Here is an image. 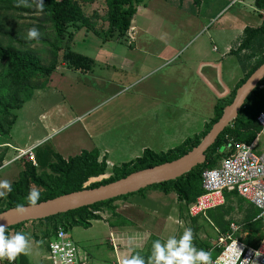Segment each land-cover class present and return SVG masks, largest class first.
I'll list each match as a JSON object with an SVG mask.
<instances>
[{
    "label": "rangeland",
    "instance_id": "obj_1",
    "mask_svg": "<svg viewBox=\"0 0 264 264\" xmlns=\"http://www.w3.org/2000/svg\"><path fill=\"white\" fill-rule=\"evenodd\" d=\"M78 1L94 24V30L82 28L75 32L73 40L66 36L61 44L57 69L50 75L47 85L35 90L32 98L14 111L15 123L9 133L0 135V142H7L4 145L9 147L0 166V180L11 183L18 178L24 168L23 159H30L27 153L17 158L20 149L35 151L37 147H50L68 158L97 148L102 157L107 155L113 160L106 159L110 165H121L139 157L145 148L166 151L185 138L203 135L215 116L212 103L230 99L234 85L245 76L234 53L242 30L264 21V14L259 12L254 0H200L199 3L194 0H145L132 19V26L139 25L133 40L129 33L126 37L115 35L103 41L102 35L108 27L106 0ZM35 11L8 12L6 20L10 31L25 36L30 28L40 24L43 31L39 35L43 32L46 39L53 40L50 22L44 19L42 12ZM190 15L202 17L204 24L194 28V23L188 21ZM234 15H238L235 22ZM67 44L73 51L94 61L90 70L69 67L71 62L64 57ZM213 45L219 52L208 54L209 60L202 59L198 63L199 51L210 50ZM227 46L235 55L226 56L225 73L222 71L214 77L209 69L211 56H218ZM29 49L43 63L48 60L46 43L35 42ZM231 70L238 73L232 80L228 74ZM202 72L211 73L217 80L213 78L215 90L208 88L210 82L205 76L202 80ZM169 91L171 102L176 100V107H155L154 98L148 95L155 93L160 102L165 103L164 97ZM142 94L147 95L142 97ZM110 165L106 177L111 174ZM91 181L96 180L90 178L85 185L93 183ZM113 205L122 211L137 206L134 214L144 221L142 232L157 233L165 227L171 238L179 240L184 229L190 228L196 249L205 250L207 244L209 254L215 252L217 230L203 217L193 222L174 193L165 194L146 187L116 200ZM97 213L105 217L112 215L106 207H101ZM33 221L27 222L25 227L39 224L42 227L34 231L30 244L36 241L37 249L48 256L45 246L52 237L53 227ZM67 232L80 252H86L94 260L105 254L107 260L111 259L112 251L105 240L109 228L104 221H92L89 227L68 226ZM151 245L148 241L145 250ZM109 262L111 264V260Z\"/></svg>",
    "mask_w": 264,
    "mask_h": 264
},
{
    "label": "trees",
    "instance_id": "obj_2",
    "mask_svg": "<svg viewBox=\"0 0 264 264\" xmlns=\"http://www.w3.org/2000/svg\"><path fill=\"white\" fill-rule=\"evenodd\" d=\"M83 1L92 2L94 0ZM144 1L106 0L108 27L102 35L103 41H107L115 35L126 37L133 16ZM194 2L199 3L200 0H194ZM254 3L258 9L264 10V0H254ZM30 5H36L35 0H0V135L9 133L15 123L14 111L30 100L35 90L43 89L49 82L50 75L57 69L59 52L62 49L61 44L66 36L69 40H73L75 32L82 28L94 30V24L84 13L78 0H43V6L40 9H32ZM13 10L20 13L33 12L34 10L42 12L44 19L51 24L53 40L46 39L43 32L33 39H28L27 35L11 32L6 18L8 12ZM70 27H73L74 31H68ZM36 28H38L39 34L41 30L43 31V26L40 24H37ZM6 39L7 41L4 42ZM35 42L46 43L49 46L47 49L49 58L45 63L29 49V46ZM70 47L68 44L64 47V57L71 62L69 67L76 70H90V65L94 61L73 51ZM234 53L238 57L241 68L246 72L245 76L233 89L230 99L216 102L215 116L206 126L203 135L195 134L193 137H188L176 147L166 151L155 152L148 148L144 149L136 159L121 165H113L111 174L107 178L88 185L85 183L90 178L105 174L109 170L106 158L100 155L98 149L83 150L77 155L64 158L50 147L43 149L37 147L33 151L36 164L30 159H23L24 168L19 172L18 178L10 183L11 191L0 196V212L17 205L29 204L27 195L32 188H36L39 192V198L36 201L38 203L83 188H93L113 182L134 171L176 159L191 150L199 144L212 125L220 118L225 106L232 102L237 88L264 62V21L259 26H246L243 29L241 41ZM260 83L261 81L245 101L237 118L224 129L217 141L207 150L204 163L180 177L149 187L159 189L165 194L174 193L187 211L189 204L202 193V172L207 168L217 166L222 159L221 156H228L229 152L226 151L228 146L232 149L237 143L251 144L261 132V125L257 117L261 112H264V89L260 88ZM4 143L7 142H0V148L3 147V150L0 151V166H2L7 148H9ZM130 194L133 193L40 219L38 222L52 226V236L60 227L65 230L68 229V226L89 227L91 220L102 219V215L97 213L101 207H106L112 215L118 217L114 202L127 198ZM223 194L224 203L222 205L207 210L205 216L200 215L190 219L195 222L198 217H203L211 222L217 230V235L230 232L231 223H235L239 229L234 233V236L249 246H258L264 240V218H256L259 210L236 191H224ZM27 222L7 227L4 232L8 236L21 232L29 240L33 234L22 230ZM30 222L34 223L35 221ZM205 246V250L209 253L208 245L205 244ZM220 251L221 248L215 247V252L209 254V259L215 258Z\"/></svg>",
    "mask_w": 264,
    "mask_h": 264
},
{
    "label": "built area",
    "instance_id": "obj_3",
    "mask_svg": "<svg viewBox=\"0 0 264 264\" xmlns=\"http://www.w3.org/2000/svg\"><path fill=\"white\" fill-rule=\"evenodd\" d=\"M129 33L133 40L134 27H130ZM260 88L264 89V78ZM257 120L261 125V132L253 143H237L232 149L228 146L226 151L229 155L221 159L217 166L202 172V193L189 204L190 216H205L207 210L224 203V191H236L259 210L256 218H264V148L258 145V139L264 135V112L258 115ZM18 151L20 154L17 158L27 153L36 164L31 149ZM106 163L110 165L107 160ZM94 178L99 181L107 177L102 174ZM238 229L237 224L231 223L230 232L217 235L216 244L221 251L215 258L209 259L208 264H264V240L256 247L249 246L234 236ZM48 260L50 264H95L86 252H80L67 230L62 227L58 228L49 241ZM111 264L120 263L114 261Z\"/></svg>",
    "mask_w": 264,
    "mask_h": 264
},
{
    "label": "water",
    "instance_id": "obj_4",
    "mask_svg": "<svg viewBox=\"0 0 264 264\" xmlns=\"http://www.w3.org/2000/svg\"><path fill=\"white\" fill-rule=\"evenodd\" d=\"M263 78L264 62L237 88L232 102L225 106L220 118L212 125L199 144L182 156L134 171L107 184L62 194L34 205H22L24 207L23 214H17L16 207L6 209L0 212V223H3L5 229L22 222L44 219L134 193L156 183L180 177L205 162L207 150L217 141L224 129L237 118L245 101Z\"/></svg>",
    "mask_w": 264,
    "mask_h": 264
},
{
    "label": "crops",
    "instance_id": "obj_5",
    "mask_svg": "<svg viewBox=\"0 0 264 264\" xmlns=\"http://www.w3.org/2000/svg\"><path fill=\"white\" fill-rule=\"evenodd\" d=\"M185 1L187 2L189 0H185ZM138 10H139V8H138ZM259 12L262 14L263 10L259 9ZM189 17L191 20H188V21L191 24L194 23V26H195L194 28L200 27L205 22V20L204 21L202 20V17H201V19H198L197 17L191 16V15ZM237 18H238V15L237 16L234 15L233 22H235V20ZM262 22L261 21L255 22L256 24H254L252 27L259 26L260 24H262ZM131 27H134L135 32H136V28L138 29L139 25L136 27V26H132V24H131ZM140 30H142V27L140 28ZM242 32H243V30H242ZM214 47H216V45H213L210 50L199 51L198 63H200L202 59L209 60L207 58L208 54H212V52L218 53L219 49L217 48L216 50H214ZM228 48H229V46L226 47L224 52H221L216 57L214 56L212 58V56H211L212 60H210V61L213 64L210 63L211 66L209 67V69H211L212 72L215 74L214 77H216L217 74L222 73V71H224L226 56L234 54V53H232V49L230 51H228ZM238 67H239V65H238ZM232 69H234V68H232ZM239 70H240V67H239ZM231 71L228 74L230 75V78L232 80V77L238 75V73L234 74L233 70H231ZM223 73H225V71ZM172 76L174 77V82H175L176 74L174 73ZM204 76L210 82V83H207L208 88L210 90H215L216 89L215 88V80L216 79L213 77V75L211 73L202 72V80H205ZM209 76H210V79L208 78ZM236 83H238V81ZM174 85H175V83H174ZM236 86H237V84L234 85V88ZM147 94H142L141 96L143 97L144 95H147ZM148 95L150 97L154 98V100L156 102V103H154L155 107L160 106V105H168V106H172V107L177 106L175 99H173L172 102L170 100V98H171V92L170 91L164 97L165 103H163V102L161 103L160 102L161 99L158 98L155 93H153V94L150 93ZM172 95H173V98L176 97V91H175L174 86H173ZM215 104H216V101L212 103V107H214ZM263 137H264V135H261L260 138L258 139L259 141L257 140L260 148H264V146H263L264 140H261ZM185 139H183V141ZM145 149H147V148H145ZM105 152H107V151H105ZM104 157L106 159H110L109 157H107V155H104ZM110 160L113 161L112 159H110ZM126 162H128V161H126ZM137 211H138L137 206L133 207V208L125 209V211L116 209V212L119 215L118 217L111 215L108 217L102 216V219L91 220V222L92 221H98V220L104 221V223L107 224V226L109 228V234H108V237L105 238V240L106 241L108 240L107 244L112 251L110 253L111 263L114 261H117L118 263L122 264V261L124 258L131 257L132 255H138L143 259L144 264H152V261L150 259L151 246L147 247V249L145 250V248L147 246V242L148 241L153 242V241L159 240L161 245H163L166 242V240L170 237V235H169L170 233L165 227H162L161 230H159V232H157V233H151L147 230H145V232H142L143 230L142 231L140 230V229H142L141 225H145V224H144V221L142 220V218H138V216L136 217V215L134 214V213H137ZM91 222H90V225H91ZM40 225L41 224L32 225L31 227L27 228V227H25V226H28V224L26 223L22 227V230H26L28 232L33 231V235H34V231H38V228L40 227ZM41 227H42V225H41ZM52 238H53V236H52ZM30 239L27 242V251L24 253H21L22 254L21 256H20V254H17V256L14 259V262H9L6 258H3V259H0V264H50V261L48 260V256H46L45 254H42L41 250L37 249V242L35 241L32 244H30V242H31ZM51 239H49L47 241L46 246H45L47 252L49 250V241ZM47 255H48V253H47ZM106 257H107V254H105L101 258L97 256V259L94 260V258H92V256H91V258L93 259V262L95 264H108V263H110L109 262L110 260H107Z\"/></svg>",
    "mask_w": 264,
    "mask_h": 264
},
{
    "label": "clouds",
    "instance_id": "obj_6",
    "mask_svg": "<svg viewBox=\"0 0 264 264\" xmlns=\"http://www.w3.org/2000/svg\"><path fill=\"white\" fill-rule=\"evenodd\" d=\"M37 9L42 8L43 0H35ZM39 35L36 28H30L27 31V38H37ZM0 196L11 191V185L7 180H0ZM39 198V192L33 188L27 195L30 205H34ZM17 214H23L24 207L16 206ZM192 230L184 229L179 240L168 238L161 245L159 240L153 241L151 245L150 259L152 264H208L209 253L203 249H196L192 244ZM27 251V238L24 233L17 232L8 236L4 232L3 223H0V259L6 258L9 262L15 259L17 254ZM122 264H144L143 259L138 255H132L123 259Z\"/></svg>",
    "mask_w": 264,
    "mask_h": 264
}]
</instances>
